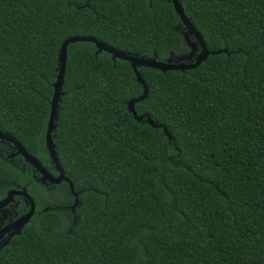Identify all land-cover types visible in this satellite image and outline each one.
Listing matches in <instances>:
<instances>
[{
  "label": "trees",
  "instance_id": "1",
  "mask_svg": "<svg viewBox=\"0 0 264 264\" xmlns=\"http://www.w3.org/2000/svg\"><path fill=\"white\" fill-rule=\"evenodd\" d=\"M181 1L207 47L226 51L185 71L139 67L149 92L136 111L161 126L127 108L143 92L129 61L68 45L54 141L79 204L44 211L38 198L0 264H264V0ZM186 31L168 0H0L5 127L48 157L68 37L167 60L190 51Z\"/></svg>",
  "mask_w": 264,
  "mask_h": 264
},
{
  "label": "water",
  "instance_id": "2",
  "mask_svg": "<svg viewBox=\"0 0 264 264\" xmlns=\"http://www.w3.org/2000/svg\"><path fill=\"white\" fill-rule=\"evenodd\" d=\"M168 1H171L173 3L176 13L179 15L181 21L184 23L187 29L185 33V37L192 51L190 53L188 52L186 55L177 56L176 58L171 57L168 58L167 60H159L156 57L150 58V57L140 56L138 54L129 53L124 50H120L112 45L105 43L104 41L99 40L93 35L70 36L63 41L60 47L59 55H58V73L56 75V80L53 83L54 91L52 98L50 100V114H49L48 125L45 133V143L50 153V156L53 159V162L56 164L57 168L61 171V175L59 178L49 179V180L54 183H59L62 180L67 181L69 183L71 193L75 196V201L71 206L72 209H75L76 206L79 204V192L75 190L74 182L68 176H66L65 171L61 167V163L59 161L56 151V144L54 141V136H55L54 133L57 126V119L59 117L60 103L62 101V96L64 94L63 85H64V78H65L66 64H67L68 45L72 42H77V41H90L95 43L97 52H101V51L109 52L112 55V59L114 61L117 58L129 61L136 74L138 82L143 85V92L138 97L130 99L127 102V108L129 111L133 113L135 118H137L140 121L146 119L147 122H149L154 126H161V125L156 124L152 120V118H150V116L146 113L138 115L135 108V104L137 102L145 100L148 97V92H149V87L145 79L143 78L142 74L140 73L139 67L141 66L154 67L163 72H166L168 70L185 71L187 69H192L199 66L204 60L207 59V57L210 54L226 51V48L219 49L217 51H211L207 47L202 34L196 29V27L193 25L191 21V18H189L185 13L182 1L181 0H168ZM190 35H192L193 39H190ZM164 132L168 135L167 128L165 126H164ZM1 136L10 137L8 134H1ZM20 147L22 152L26 154L27 158H29L33 163L37 165L38 169L42 170L43 172L46 171L44 170V167L42 166L40 160L37 157L29 154L22 145H20ZM46 176L50 177L48 173ZM44 180L47 179H42V181ZM14 192L15 191L9 193V197L5 200V202H7L12 197V194H14ZM21 193L26 194L28 197H30L25 190H22ZM30 200L32 203L31 209L25 215H22L15 222L6 226L0 231V239H1L4 233L13 230L8 238H5L1 241L2 243L0 245V250L4 246L9 244V240L12 238V236L20 234L24 226L30 221L31 217L35 212L34 200H32L31 197Z\"/></svg>",
  "mask_w": 264,
  "mask_h": 264
},
{
  "label": "flooded vegetation",
  "instance_id": "3",
  "mask_svg": "<svg viewBox=\"0 0 264 264\" xmlns=\"http://www.w3.org/2000/svg\"><path fill=\"white\" fill-rule=\"evenodd\" d=\"M4 123L3 117L0 116V231L15 222L22 215H25L31 209L32 203L30 197L35 203V212L29 222H31L37 213L38 198L40 201L48 200V203L42 209L44 211L52 207H64V199L57 198L55 193L57 192V188L64 186V183L69 187L67 181L62 180L59 183H54L49 180L59 178L61 171L53 162L47 146L48 157L43 161L33 151L26 148L15 134V131L13 133L10 129L6 128V123ZM1 134H8L10 137H2ZM20 145L29 154L34 155L40 160L44 170H46L45 172L38 169L37 165L27 158L26 154L22 152ZM62 169L64 170L63 167ZM47 173L50 177L46 176ZM42 179L47 180L42 181ZM38 186L41 187L39 196L37 194ZM22 190H25L30 197L21 193ZM12 191H15L14 194L5 202L9 197V193ZM70 194L73 196V201H75V196L71 193V190ZM72 204H66L65 207L70 209L75 215L76 209H72ZM12 231L10 230L3 234L0 239V245L2 243L1 241L8 238Z\"/></svg>",
  "mask_w": 264,
  "mask_h": 264
},
{
  "label": "rangeland",
  "instance_id": "4",
  "mask_svg": "<svg viewBox=\"0 0 264 264\" xmlns=\"http://www.w3.org/2000/svg\"><path fill=\"white\" fill-rule=\"evenodd\" d=\"M192 51V49L190 48V51H189V53ZM176 58V57H175ZM66 189H64L63 187H59V188H57V192L55 193V196L57 197V198H63L64 199V205L65 204H72L74 201V199H70V198H68L67 200H65L66 199Z\"/></svg>",
  "mask_w": 264,
  "mask_h": 264
}]
</instances>
